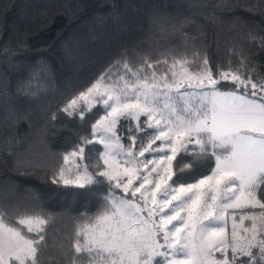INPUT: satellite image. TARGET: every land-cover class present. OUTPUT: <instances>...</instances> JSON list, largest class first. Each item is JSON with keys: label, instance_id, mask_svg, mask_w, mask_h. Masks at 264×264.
Returning <instances> with one entry per match:
<instances>
[{"label": "snow or ice", "instance_id": "1", "mask_svg": "<svg viewBox=\"0 0 264 264\" xmlns=\"http://www.w3.org/2000/svg\"><path fill=\"white\" fill-rule=\"evenodd\" d=\"M161 63L158 74L125 61L113 80L118 61L90 86H66L60 111L95 122L51 183L89 193L115 182L126 195L110 189L94 215L80 214L58 255L49 216L0 211V264H264V80L214 73L207 58L196 73L186 60Z\"/></svg>", "mask_w": 264, "mask_h": 264}, {"label": "trees", "instance_id": "2", "mask_svg": "<svg viewBox=\"0 0 264 264\" xmlns=\"http://www.w3.org/2000/svg\"><path fill=\"white\" fill-rule=\"evenodd\" d=\"M258 2L264 5V0H0V211L14 220L36 212L49 216V252L58 255L61 246L66 251L75 226L83 223L80 214L94 215L110 189L124 194L106 181L89 193L51 183L64 152L95 121L85 125L60 111L66 86H90L118 61L113 80L125 61L135 69L147 60L159 74L166 66L158 61L186 60L196 73L205 58L214 73L217 67L239 69L254 83L264 80V7L247 9Z\"/></svg>", "mask_w": 264, "mask_h": 264}, {"label": "rangeland", "instance_id": "3", "mask_svg": "<svg viewBox=\"0 0 264 264\" xmlns=\"http://www.w3.org/2000/svg\"><path fill=\"white\" fill-rule=\"evenodd\" d=\"M65 106V105H64ZM101 114H103V113H101ZM95 122V121H94ZM71 150V149H70ZM70 150H67V151H70ZM66 151V152H67ZM66 152H64V153H66ZM62 164H63V162H62ZM114 184H115V182H113ZM121 191H122V193H124L123 192V189L122 188H119ZM113 193V195L114 196H116L117 198H122V197H124L125 195L124 194H119V193H115V192H112ZM255 213V214H257V215H259V212H260V210L259 209H255V210H246V213L247 214H252V213ZM237 214V216L240 214L239 212H237L236 213ZM237 225H238V229H237V231H238V233H240V227H239V225H240V221L239 220H237ZM244 227H251V223H250V221H245L244 222V225H243ZM227 232H229V234H230V232H231V210H230V213H229V224H228V228H227V230H226ZM219 253H215V256H217V257H219Z\"/></svg>", "mask_w": 264, "mask_h": 264}]
</instances>
